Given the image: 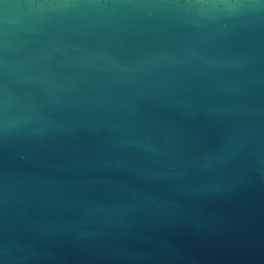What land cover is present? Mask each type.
Listing matches in <instances>:
<instances>
[{
  "label": "water",
  "instance_id": "water-1",
  "mask_svg": "<svg viewBox=\"0 0 264 264\" xmlns=\"http://www.w3.org/2000/svg\"><path fill=\"white\" fill-rule=\"evenodd\" d=\"M0 264H264V0H0Z\"/></svg>",
  "mask_w": 264,
  "mask_h": 264
}]
</instances>
